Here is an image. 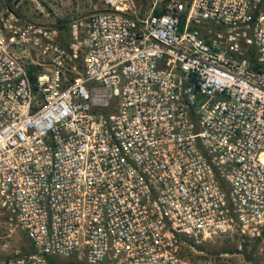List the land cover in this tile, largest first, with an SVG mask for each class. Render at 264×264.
I'll return each instance as SVG.
<instances>
[{
	"label": "built area",
	"instance_id": "1",
	"mask_svg": "<svg viewBox=\"0 0 264 264\" xmlns=\"http://www.w3.org/2000/svg\"><path fill=\"white\" fill-rule=\"evenodd\" d=\"M67 38L0 21V208L31 246L0 264H194L225 234L264 264V0L115 6Z\"/></svg>",
	"mask_w": 264,
	"mask_h": 264
},
{
	"label": "rangeland",
	"instance_id": "2",
	"mask_svg": "<svg viewBox=\"0 0 264 264\" xmlns=\"http://www.w3.org/2000/svg\"><path fill=\"white\" fill-rule=\"evenodd\" d=\"M154 0H0L1 19L20 20L57 26L67 38L69 22L84 20L90 13L131 6L139 15L149 13ZM62 26V28H61ZM85 33H81L83 40ZM45 67V66H43ZM41 67L40 70H43ZM31 249L29 241L18 229L15 221L0 208V257L12 258ZM184 255L194 264H263L256 244L242 242L235 234L215 236L212 239L187 243ZM250 255L251 259H247Z\"/></svg>",
	"mask_w": 264,
	"mask_h": 264
},
{
	"label": "trees",
	"instance_id": "3",
	"mask_svg": "<svg viewBox=\"0 0 264 264\" xmlns=\"http://www.w3.org/2000/svg\"><path fill=\"white\" fill-rule=\"evenodd\" d=\"M61 28H62V26H61ZM246 258L247 259H251V256L250 255H246Z\"/></svg>",
	"mask_w": 264,
	"mask_h": 264
}]
</instances>
